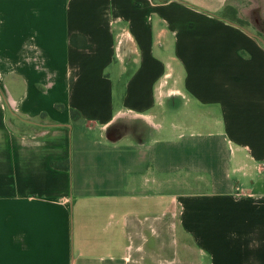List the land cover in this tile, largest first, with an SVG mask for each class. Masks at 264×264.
<instances>
[{
	"label": "crops",
	"instance_id": "1",
	"mask_svg": "<svg viewBox=\"0 0 264 264\" xmlns=\"http://www.w3.org/2000/svg\"><path fill=\"white\" fill-rule=\"evenodd\" d=\"M263 7L0 0V264H264Z\"/></svg>",
	"mask_w": 264,
	"mask_h": 264
},
{
	"label": "water",
	"instance_id": "2",
	"mask_svg": "<svg viewBox=\"0 0 264 264\" xmlns=\"http://www.w3.org/2000/svg\"><path fill=\"white\" fill-rule=\"evenodd\" d=\"M228 23L231 24L232 26H235V27L240 28V29H241L243 32H245L247 35L256 38L261 44L264 45V39H263V38H261V37L255 35V34L249 32V31H248L247 29H245L244 27H241V26H239V25H237V24H235V23H232V22H229V21H228Z\"/></svg>",
	"mask_w": 264,
	"mask_h": 264
},
{
	"label": "rangeland",
	"instance_id": "3",
	"mask_svg": "<svg viewBox=\"0 0 264 264\" xmlns=\"http://www.w3.org/2000/svg\"><path fill=\"white\" fill-rule=\"evenodd\" d=\"M264 9V7H263ZM250 18L248 16H246V22L247 23H251V21L249 20ZM259 30V33H261V35H264V25L262 26V28L258 29ZM16 124V123H15ZM19 123H17L18 125ZM21 126H24V125H21Z\"/></svg>",
	"mask_w": 264,
	"mask_h": 264
}]
</instances>
